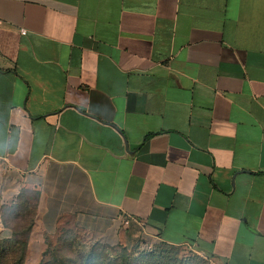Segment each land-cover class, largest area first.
Returning <instances> with one entry per match:
<instances>
[{
	"label": "crops",
	"instance_id": "0c3cea01",
	"mask_svg": "<svg viewBox=\"0 0 264 264\" xmlns=\"http://www.w3.org/2000/svg\"><path fill=\"white\" fill-rule=\"evenodd\" d=\"M0 117L51 193L24 264L65 224L264 264V0H0Z\"/></svg>",
	"mask_w": 264,
	"mask_h": 264
},
{
	"label": "rangeland",
	"instance_id": "374dc122",
	"mask_svg": "<svg viewBox=\"0 0 264 264\" xmlns=\"http://www.w3.org/2000/svg\"><path fill=\"white\" fill-rule=\"evenodd\" d=\"M29 215L17 221L19 225H28ZM10 233V231H9ZM57 234L62 236V244L58 246L56 242ZM44 245L41 254L45 251L48 254L54 252L58 246L57 255L65 261L71 262L75 252H86L92 248L91 264L113 261L112 264L129 259L130 264H217L210 257L196 251L189 246L167 245L158 240H151L141 235L133 237L126 244H118L111 248H99L92 246L91 241L87 240L81 233L71 228L69 224L61 225L60 228L50 236L43 237ZM37 244L30 245V254L39 251ZM27 250V244L25 254ZM46 253L45 258L48 255ZM39 260L27 259L26 264H38Z\"/></svg>",
	"mask_w": 264,
	"mask_h": 264
},
{
	"label": "clouds",
	"instance_id": "9594fccd",
	"mask_svg": "<svg viewBox=\"0 0 264 264\" xmlns=\"http://www.w3.org/2000/svg\"><path fill=\"white\" fill-rule=\"evenodd\" d=\"M33 139L29 128L0 117V209L14 211L22 198L35 195L43 216L47 214V198L51 193L43 164L39 161L29 163Z\"/></svg>",
	"mask_w": 264,
	"mask_h": 264
},
{
	"label": "trees",
	"instance_id": "16d2710c",
	"mask_svg": "<svg viewBox=\"0 0 264 264\" xmlns=\"http://www.w3.org/2000/svg\"><path fill=\"white\" fill-rule=\"evenodd\" d=\"M35 195L31 198H22V202L19 207L14 211H8L6 209H0V220L3 226L7 227L10 231L8 236H0V264H24L25 263V249L27 244V237L32 225L33 220V202ZM29 215L28 225H19L17 221L22 218L26 219ZM11 237L10 239L8 237ZM56 242L59 245L62 244V236L57 234ZM161 242V241H160ZM163 243V242H162ZM166 244V243H164ZM118 245V244H117ZM169 245V244H167ZM58 246L54 248L52 254H48L45 251L42 254V259L38 264H91L92 248L86 252H75L74 258L71 262L65 261L57 255ZM92 246L99 248H111V246L101 243L93 242ZM177 246V245H174ZM46 253L48 254L45 258ZM113 261L100 262L98 264H112ZM117 264H130L129 259L124 258L123 261Z\"/></svg>",
	"mask_w": 264,
	"mask_h": 264
},
{
	"label": "built area",
	"instance_id": "2783aa9c",
	"mask_svg": "<svg viewBox=\"0 0 264 264\" xmlns=\"http://www.w3.org/2000/svg\"><path fill=\"white\" fill-rule=\"evenodd\" d=\"M19 32H20V33H23V32H24V29H22V28L19 29ZM123 222H124V223H127V222H128V218H124V219H123Z\"/></svg>",
	"mask_w": 264,
	"mask_h": 264
}]
</instances>
